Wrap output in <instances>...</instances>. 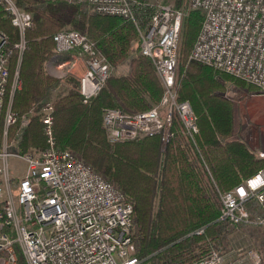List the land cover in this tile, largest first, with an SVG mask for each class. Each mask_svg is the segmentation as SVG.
I'll use <instances>...</instances> for the list:
<instances>
[{"label": "trees", "instance_id": "16d2710c", "mask_svg": "<svg viewBox=\"0 0 264 264\" xmlns=\"http://www.w3.org/2000/svg\"><path fill=\"white\" fill-rule=\"evenodd\" d=\"M15 1L33 13L20 56L15 47L20 32L12 24V13L0 6V32L8 39L7 49L12 50L9 85L17 68L21 80L11 104L17 120L8 127L7 137L13 140L26 119L18 142V151L24 153L43 150L48 145L43 106L50 101V90L61 85L60 79L51 76L46 68L56 54L54 35L61 30L81 31L97 43L113 66H118L130 57L135 44L139 46V34L134 22L92 12L86 2L46 0L38 6V0ZM182 2L176 0V7ZM137 11L141 23L147 25L151 10ZM203 19L199 10H189L185 17L176 75L178 100L189 101L197 116L194 138L185 134L175 113L165 148L160 134L132 141L108 139L103 123L105 108L135 114L158 104L163 96V82L152 59L141 53L140 46L131 60L130 72L110 76L90 102L83 101L80 80L71 76L66 79L71 88L59 92L51 102L57 145L78 152L130 197L138 253L148 264H187L217 248L226 229V223L219 220V192L238 187L264 169V156L257 155L236 135L234 102L224 94L227 81L253 92L259 93V88L191 58ZM4 132L2 118L0 148ZM246 206L252 214H259L255 198H249ZM16 253L17 264H27L18 247Z\"/></svg>", "mask_w": 264, "mask_h": 264}, {"label": "built area", "instance_id": "2783aa9c", "mask_svg": "<svg viewBox=\"0 0 264 264\" xmlns=\"http://www.w3.org/2000/svg\"><path fill=\"white\" fill-rule=\"evenodd\" d=\"M67 1L86 2L92 12L134 22L141 53L152 59L164 85L161 101L148 110L128 114L116 108L104 109L103 123L111 142L160 134L165 148L175 113L185 134L194 138L197 116L189 101L178 100L176 89L182 30L189 10L204 14L191 58L256 85L264 93V0H188L183 7L166 0ZM0 6L12 13V24L20 32L15 47L21 56L32 14L15 0H0ZM139 8L151 10L145 26L138 18ZM54 41L56 53L84 57L80 92L83 101L90 102L111 76L112 64L97 43L80 31H60ZM7 43L0 32V121L3 118L5 122L0 148V264L18 263L16 247L27 264H148L138 253L130 197L78 152L57 145L51 103L45 106L42 118L47 147L11 153L7 129L17 120L11 104L13 93L21 84L17 70L9 85L12 50L7 49ZM13 156L26 164L22 177L12 172ZM219 196L220 221L237 226L256 220L255 224L264 226V169L238 187L219 192ZM251 197L257 200L260 210L254 220L246 206ZM187 264H226V259L220 250L212 248Z\"/></svg>", "mask_w": 264, "mask_h": 264}, {"label": "rangeland", "instance_id": "374dc122", "mask_svg": "<svg viewBox=\"0 0 264 264\" xmlns=\"http://www.w3.org/2000/svg\"><path fill=\"white\" fill-rule=\"evenodd\" d=\"M44 1H46V0H38V2H39L38 6H43ZM167 1L171 2L176 7V0H167ZM187 2H188V0H183L182 4L179 7L185 6L187 4ZM85 5L87 6L86 8L88 10L92 11L87 4H85ZM22 7L25 8V6H22ZM31 14H33V13L31 12ZM64 29H67V28H64ZM61 31H64V30H61ZM137 53H139L138 43L134 45V47L130 53L129 58H127L123 63L119 64L118 66L112 65L113 71H112L111 76H114V75L119 76V75L128 74L130 72V71H128L129 68L131 70V60H132V58H134L137 55ZM77 56H79V55L77 54ZM73 58L74 57H73L72 53H64V54L56 53L46 63V68H47L48 73L51 76L60 79L59 84H61L60 87H58L57 89H55L53 91L50 90V92H49V95H50L49 100L50 101H48V102L46 101L47 102V103H45L46 105L48 103H51L52 100L57 96V94L59 92H61L64 89L66 90L67 88L68 89L71 88V86H70L71 84L69 85V83L66 81L68 76L73 77L76 81L80 80V77L82 76V74L79 75V73L81 72L79 67L77 65L74 66L72 62L71 63L68 62L69 60H72ZM17 70L19 71L18 68H17ZM17 70H15V72H14V76L12 77L11 83L13 82L14 78H16L15 74H16ZM19 76L20 75L18 72V79L20 80ZM19 80H18V82H20V84H21V80L20 81ZM230 91L231 92L236 91L238 93L237 96H240L241 92L242 93L246 92L245 88H243L242 86H239L237 83H235L233 81H227L226 82V91L224 94L227 95ZM259 91L260 92L258 93V92L250 91L248 89L247 94L248 93L253 94V95L261 94L262 97L258 98L256 100V102H259L264 107V93L262 92V90L260 88H259ZM13 95H14V93H13ZM230 99H232V98H230ZM233 102H234V108H236L238 110L237 114L239 116L240 108H239V106L236 105L237 102L235 100H233ZM252 103H254V102H252ZM45 104L43 106V115L45 114V110H44V108L46 106ZM108 108H110V107H108ZM235 115H236V110H235ZM26 121L27 120L22 121L21 128L17 132V134L13 140L9 139V137H7V141H8L9 147L11 149V153L18 154V152L20 151V150L18 151V148H19L18 142L21 139V136H22L23 131H24V127L27 124ZM259 130H260V128H259ZM262 132H263V130H262ZM16 151H18V152H16ZM10 165H11L12 172L16 176L22 177L25 174L26 164L20 158H18L16 156L11 157ZM219 202H220V199H219ZM220 206H221V202H220ZM256 211H259V213H260V210L258 209V207H257ZM255 218H256V215L252 214V219L254 220ZM254 222L253 223H243V224H240L237 226L226 224V229L223 232V240L220 243V245L217 246V248H216L224 254L225 259H226V264H264V226L259 225V224H255ZM22 256H23V254H22ZM23 260L27 263L24 256H23Z\"/></svg>", "mask_w": 264, "mask_h": 264}, {"label": "crops", "instance_id": "0c3cea01", "mask_svg": "<svg viewBox=\"0 0 264 264\" xmlns=\"http://www.w3.org/2000/svg\"><path fill=\"white\" fill-rule=\"evenodd\" d=\"M68 62H72L74 66L77 65L79 67L81 71L79 75L85 71L83 56H77ZM128 71H130V68ZM245 90L246 92H241L240 96H237L238 93L236 91H230L231 93L229 92L226 96L235 100L237 102L236 105L240 108L239 116L237 114L238 110L235 108L236 135L248 143L257 155L261 156L264 153V107L256 100L262 96L261 94H247V89L245 88Z\"/></svg>", "mask_w": 264, "mask_h": 264}]
</instances>
